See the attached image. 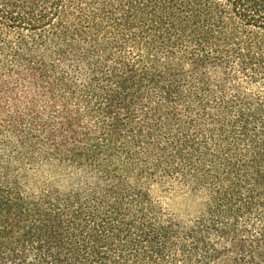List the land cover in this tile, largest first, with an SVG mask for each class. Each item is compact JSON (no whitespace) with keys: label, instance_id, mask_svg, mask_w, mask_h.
I'll use <instances>...</instances> for the list:
<instances>
[{"label":"trees","instance_id":"trees-1","mask_svg":"<svg viewBox=\"0 0 264 264\" xmlns=\"http://www.w3.org/2000/svg\"><path fill=\"white\" fill-rule=\"evenodd\" d=\"M0 264H264V0H0Z\"/></svg>","mask_w":264,"mask_h":264}]
</instances>
